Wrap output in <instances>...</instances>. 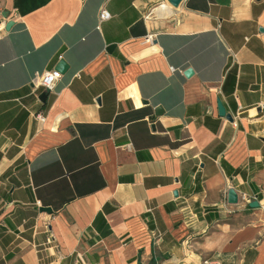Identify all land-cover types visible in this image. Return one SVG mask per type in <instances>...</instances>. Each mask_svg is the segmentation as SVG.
Here are the masks:
<instances>
[{
	"label": "crops",
	"instance_id": "1",
	"mask_svg": "<svg viewBox=\"0 0 264 264\" xmlns=\"http://www.w3.org/2000/svg\"><path fill=\"white\" fill-rule=\"evenodd\" d=\"M161 4L0 0V264H264V0Z\"/></svg>",
	"mask_w": 264,
	"mask_h": 264
},
{
	"label": "water",
	"instance_id": "2",
	"mask_svg": "<svg viewBox=\"0 0 264 264\" xmlns=\"http://www.w3.org/2000/svg\"><path fill=\"white\" fill-rule=\"evenodd\" d=\"M182 0H166L167 4L172 7V8H176L178 7V5L181 3ZM12 26V22H8L7 24H5V30H8L10 27ZM260 32H262V29H259ZM55 70L58 71L60 74H63L66 70H67V65L65 64L64 61L60 60L56 67ZM192 70L191 69H186L183 73V75L188 78L192 75ZM47 94L45 92L41 93L38 97V99L43 103L46 99ZM217 112L218 115L220 117H224L225 119L231 121V117L225 113V110L223 108V106L221 105L220 101H217ZM161 113V109L158 108L155 110V114L159 115ZM226 200L228 204H236L237 203V195L234 192L233 189L229 188L227 190V195H226ZM264 201V198H263ZM259 204L257 201H252L248 204L249 208H258ZM44 211H49V210H44Z\"/></svg>",
	"mask_w": 264,
	"mask_h": 264
},
{
	"label": "built area",
	"instance_id": "3",
	"mask_svg": "<svg viewBox=\"0 0 264 264\" xmlns=\"http://www.w3.org/2000/svg\"><path fill=\"white\" fill-rule=\"evenodd\" d=\"M99 20L104 21L108 20L110 15L106 10H100L99 12ZM2 29H0L1 31ZM147 42L152 41L151 36H147L145 39ZM170 71L173 72L174 69L170 68ZM61 74L56 71V70H50V71H43V72H36L33 75L32 78V85L37 88H41L45 93L50 92L53 88V85L60 79ZM40 119L42 118L41 116H37Z\"/></svg>",
	"mask_w": 264,
	"mask_h": 264
},
{
	"label": "bare ground",
	"instance_id": "4",
	"mask_svg": "<svg viewBox=\"0 0 264 264\" xmlns=\"http://www.w3.org/2000/svg\"><path fill=\"white\" fill-rule=\"evenodd\" d=\"M153 15L158 19H165L170 16L171 9L167 4H161L153 9Z\"/></svg>",
	"mask_w": 264,
	"mask_h": 264
}]
</instances>
